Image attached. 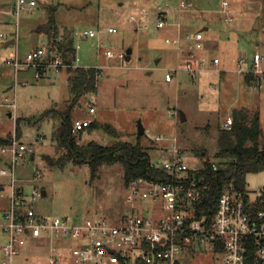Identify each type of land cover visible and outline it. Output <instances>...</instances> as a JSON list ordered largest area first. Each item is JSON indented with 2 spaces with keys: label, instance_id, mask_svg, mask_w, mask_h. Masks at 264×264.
Returning <instances> with one entry per match:
<instances>
[{
  "label": "rangeland",
  "instance_id": "obj_1",
  "mask_svg": "<svg viewBox=\"0 0 264 264\" xmlns=\"http://www.w3.org/2000/svg\"><path fill=\"white\" fill-rule=\"evenodd\" d=\"M10 1L5 0L6 8L11 7ZM36 1L33 8L18 15L10 12L0 17V32L6 34L0 35V54L4 56H0V97L15 99V107L3 106L0 135L32 145L33 151L18 165L17 173L24 183L46 191L36 202L39 211L75 219L98 216L117 221L137 205L127 200L119 163L103 164L95 177L87 163L52 164L64 152L55 134L59 117L51 112L42 114L50 108H65L70 98L68 69L77 65L100 68L96 91L83 96L72 109V118L87 117L99 124L76 133L79 143H134L140 120L145 128L140 143L148 147L152 159L163 154L159 146L164 143L154 139L159 134L177 136L189 162L201 160L194 148L205 149L215 160L219 128L234 110L244 108L250 120L258 118L264 145V80L248 84L237 65L239 56L246 59L241 66L246 69L254 52L264 53V0H227L226 12L222 11V0H192L182 9L180 0ZM158 5L166 8L168 24L164 27L156 25ZM50 9L55 25L47 32L39 27L48 26ZM206 25L208 28L203 29ZM109 26L116 31L109 32ZM84 30H93L95 35L80 36ZM196 30L203 31L211 56L219 57L218 69L204 70L195 79L179 69L167 81L165 73L182 61L172 40ZM102 38L109 44L104 45ZM11 39L15 43L5 46ZM69 41L78 59L71 67L49 69L46 77L37 78L34 67L15 72L5 62L15 56L23 60L37 47L48 51L51 45ZM129 47L131 57L125 60L119 54ZM107 49L113 55L107 56ZM89 102L96 108L93 113L89 112ZM180 111L185 113V120L180 119ZM0 183L5 186L0 194L1 221L8 204V178L0 177ZM256 188H264V170L246 175L245 190L253 192ZM24 253L28 260L19 255L15 264H47L44 246H32L28 240ZM221 258V253L196 250L184 264H218Z\"/></svg>",
  "mask_w": 264,
  "mask_h": 264
},
{
  "label": "built area",
  "instance_id": "obj_2",
  "mask_svg": "<svg viewBox=\"0 0 264 264\" xmlns=\"http://www.w3.org/2000/svg\"><path fill=\"white\" fill-rule=\"evenodd\" d=\"M187 3L180 0L179 9ZM36 4V0H15L12 12L18 15ZM222 5L226 12L228 1L222 0ZM166 13L165 6H157V27L168 24ZM107 30L116 31L112 26ZM0 35L6 36L1 32ZM94 35L93 30H84L80 36ZM172 43L177 45L182 61L165 73L167 81L179 69L187 71L192 79L204 70L218 69L220 59L209 53L202 30L174 38ZM75 50L74 47L71 57H64L58 50L37 47L23 60L15 56L5 62L15 72L34 67L35 76L40 77L49 69L71 67L78 59ZM105 53L113 55L109 49ZM119 55L124 58V53ZM245 62L243 56L237 58L239 72L250 73V83L260 84L264 80V53L254 52L243 69ZM5 105L15 107V99L9 95L0 98V119ZM88 105L89 112H95V106L90 102ZM92 120L74 119L72 131L79 132ZM232 122L228 116L223 127L230 129ZM154 139L164 143L159 146L163 154L157 160L151 158L150 165L165 171L166 176L132 179L126 186V197L137 205L117 221L98 216L75 219L39 211L36 202L43 196L42 190L24 183L17 173L18 165L33 151L32 145L16 137L1 144L0 177L8 178V204L0 221L4 236L0 264H15L19 255L28 260L24 253L28 240L32 246L46 248L47 264H184V259L196 250L221 253L218 264H264V188L253 192L225 188L218 194L213 211L197 208L196 202L209 187L203 177L196 175L203 168V161L189 162L177 136L158 134ZM212 166L215 168L216 164Z\"/></svg>",
  "mask_w": 264,
  "mask_h": 264
},
{
  "label": "trees",
  "instance_id": "obj_3",
  "mask_svg": "<svg viewBox=\"0 0 264 264\" xmlns=\"http://www.w3.org/2000/svg\"><path fill=\"white\" fill-rule=\"evenodd\" d=\"M48 30L55 25L53 10H49ZM59 52L64 57L70 56L73 46L60 42L57 46ZM70 98L64 109H47L42 116L52 113L59 117L56 127V139L60 148L64 152L54 160L52 164L60 167L68 162L87 163L92 177L98 175V170L103 164L119 163L123 169V181L125 185L134 178L143 176L148 178L163 179L165 171L150 165L151 155L148 147L142 146L138 134L134 143L128 141H116L112 145H103L95 140L86 143H79V136L72 131V109L79 103V100L88 93H93L97 89V78L100 72L96 66H80L68 69ZM251 74L244 75L245 81L250 84ZM233 122L230 129L224 127L218 130V148L215 153V160L207 156V151L194 148L196 155L203 161V168L196 172L208 182L209 187L204 192L202 199L196 202L197 208L208 210L215 207V201L221 190L231 188L236 191H245V178L248 173L264 170V145L261 144V130L258 118L249 119L248 112L244 108L233 111ZM18 130L19 119L16 120ZM99 124L92 122L77 133L91 130ZM108 128V126H106ZM144 134V133H143ZM9 141V137L0 135V145ZM212 163L216 164L214 168ZM135 264H146L137 262Z\"/></svg>",
  "mask_w": 264,
  "mask_h": 264
},
{
  "label": "crops",
  "instance_id": "obj_4",
  "mask_svg": "<svg viewBox=\"0 0 264 264\" xmlns=\"http://www.w3.org/2000/svg\"><path fill=\"white\" fill-rule=\"evenodd\" d=\"M14 1L15 0H11L9 3V5L11 6L10 8H6V3L7 2H5V0H0V17H3V15H5V14H7V13H10V12H12L13 11V5H14ZM192 0H187V2L189 3V2H191ZM227 1V0H226ZM229 3V2H228ZM208 28V26L206 25V26H204L203 27V29H207ZM12 40V39H11ZM14 40V39H13ZM14 43H15V40H14ZM13 43V44H14ZM65 43V42H64ZM102 43L104 44V45H108L109 44V40L107 39V38H102ZM9 45H12V44H9ZM9 45H7V46H9ZM6 46V45H5ZM73 48H74V46H73ZM49 50H57V46L56 45H51V47H50V49ZM0 56H2V54H0ZM2 58H4V56H2L1 57V59ZM46 73H47V71H45L40 77H46ZM38 78V77H37ZM173 79V78H172ZM171 81V80H170ZM1 98V97H0ZM95 111H96V109H95ZM11 114H12V112H11V110H9L8 111V115L9 116H11ZM232 117V116H231ZM84 118H87V117H84ZM0 163H1V160H0ZM21 177V176H20ZM22 178V177H21ZM4 188H5V186H0V194L2 195V193H3V191H4ZM7 197V196H6ZM8 201V200H7ZM6 207H7V205L5 206V209H6ZM1 235H3L2 233H1V231H0V237H1ZM3 238H4V236H3ZM3 239H2V237H1V239H0V243H1V241H2Z\"/></svg>",
  "mask_w": 264,
  "mask_h": 264
},
{
  "label": "water",
  "instance_id": "obj_5",
  "mask_svg": "<svg viewBox=\"0 0 264 264\" xmlns=\"http://www.w3.org/2000/svg\"><path fill=\"white\" fill-rule=\"evenodd\" d=\"M255 27L257 28V23L255 24ZM40 29L44 30V31H47L48 30V26H40L39 27ZM14 43V40H8L5 45H9V44H13ZM131 52H132V49L129 47L125 50V53H124V59L125 60H129L130 57H131ZM179 117L181 120H185L186 119V115L183 111H180V114H179ZM138 124V134L141 135L145 132V128L142 124V122L140 120H138L137 122ZM47 160L49 163H52V159L50 158L49 155L46 156ZM42 194L45 195L46 194V191L45 190H42Z\"/></svg>",
  "mask_w": 264,
  "mask_h": 264
}]
</instances>
